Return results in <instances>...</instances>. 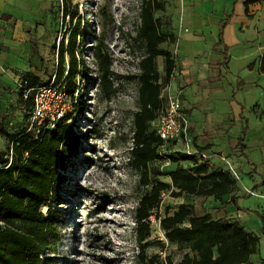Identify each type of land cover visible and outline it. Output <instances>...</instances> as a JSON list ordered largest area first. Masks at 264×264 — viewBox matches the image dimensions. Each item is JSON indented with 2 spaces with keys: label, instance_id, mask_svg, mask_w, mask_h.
I'll return each mask as SVG.
<instances>
[{
  "label": "rangeland",
  "instance_id": "1",
  "mask_svg": "<svg viewBox=\"0 0 264 264\" xmlns=\"http://www.w3.org/2000/svg\"><path fill=\"white\" fill-rule=\"evenodd\" d=\"M141 1L38 0L37 4L25 5L27 14L17 12L18 15L5 21L0 15V128L7 132L20 131L26 120L27 107L19 99L23 75L29 71L42 82H51L57 64L53 46H57L61 38L66 44L79 22L75 53L77 61L83 60L86 69L82 70L79 65L76 90L71 96L66 94L65 113L72 112L68 122L82 138L79 151L67 159L64 169H58L64 180L59 186L60 198L52 206L57 240L47 249V264H176L189 252L176 242L168 241L159 225V217L171 214L180 202H189L192 198L186 194L172 196L170 191L175 189L172 186L163 190L158 208L151 211L149 235L140 242L136 235L134 208L149 190V186L140 182L139 169L129 163L133 114L137 110L138 62L144 51L142 43L133 38L139 24ZM160 1L164 9L154 12L159 18L160 30L173 32L177 25L186 31L189 16L182 14L180 1ZM63 3L68 12L66 16L62 12ZM72 12H75L73 16ZM99 40L110 63L108 77L113 90L109 96L99 85L100 70L93 55V47ZM159 47L168 50L174 58V68L167 82L163 57H156L164 103L167 93H172L169 82L177 66V40H167ZM68 59L65 54V69ZM258 116L259 121L262 120L264 110ZM243 118H239L242 125ZM260 125L255 115L250 116L243 140V143L248 142V147L243 157L237 146L235 150L230 147L229 152L226 142L225 154L222 148L214 147L217 144L222 147L219 141H225L226 137L221 130L226 127L207 128L202 139H197L190 134L188 123L186 134L164 143L161 156L148 164L151 179L170 183L166 175L170 169L189 167L192 163L173 161L169 156L176 152L188 153L187 142H190L191 149L196 151L191 155L201 159L197 152L204 151L209 155L207 162L211 169L227 170L237 182L234 210L241 211L246 227L259 235L257 251L251 255L253 263L264 261V233L259 224L260 214L264 215V184L254 187L264 180V138ZM225 130L226 134L234 135L232 126ZM241 130L238 126V136L242 135ZM207 133H212L214 139H207ZM8 145L0 134V148L6 150ZM233 154L236 158H225ZM214 205L208 198H195L194 211L199 214L209 210L215 216H222L224 204L220 203L217 209ZM41 210L46 212L47 207L42 206ZM17 226L24 229L22 224Z\"/></svg>",
  "mask_w": 264,
  "mask_h": 264
},
{
  "label": "trees",
  "instance_id": "2",
  "mask_svg": "<svg viewBox=\"0 0 264 264\" xmlns=\"http://www.w3.org/2000/svg\"><path fill=\"white\" fill-rule=\"evenodd\" d=\"M252 1L255 0L245 1V4ZM163 9L164 4L160 0H142L139 24L133 37L142 43L144 51L138 62L137 110L133 114L129 163L139 169L140 182L149 186L134 208L137 240L143 241L149 235L151 211L158 208L161 192L172 186L175 188L170 191L172 196H192L189 202H180L171 214L159 217V225L167 240L189 251L176 264H251L250 255L257 250L259 235L246 230L237 217L226 214L215 216L212 211L199 214L194 211V196H212L221 200L222 196L230 194L229 201L236 204L237 195L234 192L237 182L227 170L211 169L207 161L186 152H176L169 156L171 160H189L191 166L170 169L166 174L170 183L149 176L148 164L161 156L164 144L151 126L163 103L156 57H163L165 81L168 82L174 68L171 53L159 47L167 40H175L172 32L160 30L159 18L154 16L156 10ZM62 12L64 16L68 14L64 3ZM74 14L71 13L72 16ZM11 17L10 14H1V18L6 20ZM78 32L79 22L75 24L66 44L61 38L58 45L53 46L57 55L53 82L63 84L66 94L70 96L76 90L75 77L80 72L79 65L82 70L86 69L84 61L76 59ZM65 54L69 56L66 69ZM93 55L99 65V85L109 96L113 90L108 77L110 63L102 51L100 40L93 47ZM259 70L264 72V54L260 57ZM22 79L24 84L20 88L19 99L27 107L26 120L18 132H7L0 128V134L9 143L6 150L0 148V264H47V249L57 240L52 206L60 198L59 186L64 180L63 173L58 169H64L67 159L79 151L82 136L68 122L73 116L70 111L60 117L53 127H49L46 121L38 126L35 123L30 125L28 117L34 102V90L47 82H42L39 76L29 71ZM247 126L245 121L242 135L237 137L236 142L243 157L246 156L243 140ZM262 184L264 180L254 187ZM42 206L47 207L46 212L41 210ZM260 218L264 233V215L260 214ZM17 224H22L24 229Z\"/></svg>",
  "mask_w": 264,
  "mask_h": 264
},
{
  "label": "crops",
  "instance_id": "3",
  "mask_svg": "<svg viewBox=\"0 0 264 264\" xmlns=\"http://www.w3.org/2000/svg\"><path fill=\"white\" fill-rule=\"evenodd\" d=\"M178 1L182 4V14L189 16L188 27L184 31L175 25L172 32L178 48L177 66L169 88L182 100L190 134L202 139L207 128L232 126L234 135L221 130L226 140L219 141L222 147L214 146L225 150V154L224 142L229 145V152L230 147L235 150L238 126L242 127L239 118L244 116L243 121L249 126L250 116L255 115L264 138V118L259 121L258 116L264 110V72L259 70L260 57L264 54V0L246 4L248 0ZM30 3L37 4L38 0H0V15L27 14L25 5ZM206 136L207 139L214 137L212 133ZM245 144L247 148L248 142ZM226 156L229 160L236 158L234 154ZM229 196L224 195L221 200L212 196L205 198L212 201L216 209L223 203L222 214L240 218L245 229L254 232L242 221L241 211L234 210ZM195 198L203 197L194 196L193 206ZM259 224L263 227L262 221ZM251 255V264L263 263L262 259L253 263Z\"/></svg>",
  "mask_w": 264,
  "mask_h": 264
},
{
  "label": "built area",
  "instance_id": "4",
  "mask_svg": "<svg viewBox=\"0 0 264 264\" xmlns=\"http://www.w3.org/2000/svg\"><path fill=\"white\" fill-rule=\"evenodd\" d=\"M65 99L66 92L64 85L61 83L54 84L52 80L36 87L33 106L28 117L29 124L35 123L38 126L46 121L49 127H53L55 122L65 114ZM188 123V115L185 113L182 100L177 93H167L165 102L162 103L157 115L151 121V125L164 143L179 138L181 134H186ZM191 147L190 142H187V152L189 154L196 152ZM197 153L201 160H208L209 155L206 152L199 151ZM163 194L162 191L161 195Z\"/></svg>",
  "mask_w": 264,
  "mask_h": 264
}]
</instances>
